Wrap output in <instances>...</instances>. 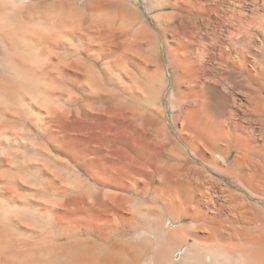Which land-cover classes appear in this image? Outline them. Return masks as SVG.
<instances>
[{
	"label": "bare ground",
	"instance_id": "1",
	"mask_svg": "<svg viewBox=\"0 0 264 264\" xmlns=\"http://www.w3.org/2000/svg\"><path fill=\"white\" fill-rule=\"evenodd\" d=\"M0 264H264V0H0Z\"/></svg>",
	"mask_w": 264,
	"mask_h": 264
},
{
	"label": "rangeland",
	"instance_id": "2",
	"mask_svg": "<svg viewBox=\"0 0 264 264\" xmlns=\"http://www.w3.org/2000/svg\"><path fill=\"white\" fill-rule=\"evenodd\" d=\"M227 26L229 27V25L226 23V26H225L226 29H225V32H224V33H226V34H225V36H226L225 38H226V39H227V36H228V31H229V28H228ZM259 38H260V37H257V42H259V40H258ZM226 39H225V40H226ZM257 49H260V48H257Z\"/></svg>",
	"mask_w": 264,
	"mask_h": 264
}]
</instances>
